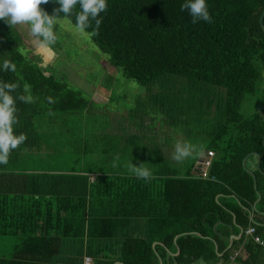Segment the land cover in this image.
<instances>
[{"label": "trees", "instance_id": "16d2710c", "mask_svg": "<svg viewBox=\"0 0 264 264\" xmlns=\"http://www.w3.org/2000/svg\"><path fill=\"white\" fill-rule=\"evenodd\" d=\"M184 2L107 0V11L98 17L99 28L90 19L91 26L84 31L92 44L108 56L113 68L141 86L157 84L164 76H175L218 89L221 94L213 115L215 125L203 153H214L207 178L197 177L200 163L184 173L162 167L147 180L138 176H106L103 182L79 195L95 198L96 207H100V202L104 204L101 213L94 211L97 217L87 214L86 221L84 217L69 219L63 215L71 204L65 199L67 195L58 203L54 218L43 215L37 219L42 215L36 212L40 207L35 200V195L41 194L39 188L32 189L27 182L25 189V176L15 175L23 186L8 189L0 175V218L13 210L21 211L15 214L21 216L27 210L31 219L25 220L33 221V227L37 222H49L56 229L68 220L77 221L83 228L87 224L88 233L92 229L99 233L87 234L92 264H159V259L162 264H227L241 245L246 258L238 264H259L257 257L264 248L247 237L245 231L254 227L256 235L264 240V119L257 111L245 116L241 109L247 96H256V86L264 72V30L259 22L264 0H207L213 20L210 24L199 20L193 24L187 9L180 10ZM39 7L73 26L81 11L77 4L70 14L59 13L54 0ZM18 31L0 21V68L4 61L16 65L14 72L0 70V84L18 85L10 93L16 101L17 122L13 130L15 135L26 137L10 152L8 163L0 164L3 174L12 171V164L20 160L23 150L39 144L38 119L56 113H78L87 107L80 92L40 66L35 58L29 56L36 63L28 60ZM261 94L264 96V92ZM27 96L32 98L31 103L19 99ZM205 107L210 110L212 105ZM26 178L32 185L38 179ZM258 195L260 199L251 214ZM81 204L86 205L85 201ZM106 210L109 213L105 214ZM46 233L42 232V236ZM14 234L21 236V241L36 236ZM59 235L64 240L84 237ZM239 235L240 239H233L229 248L230 237Z\"/></svg>", "mask_w": 264, "mask_h": 264}, {"label": "rangeland", "instance_id": "374dc122", "mask_svg": "<svg viewBox=\"0 0 264 264\" xmlns=\"http://www.w3.org/2000/svg\"><path fill=\"white\" fill-rule=\"evenodd\" d=\"M14 27L23 38L26 49L23 53L28 60L29 56L35 58L40 66L80 92L87 101L86 110L81 112L56 113L36 121L49 151V170L81 169L129 176L136 175L129 164L149 169L151 175L162 167L184 173L197 165L215 125L213 115L221 94L217 88L191 84L175 76H164L157 84L141 86L113 68L108 56L92 44L89 35L79 32L65 19H58L53 28L58 39L52 46L55 54L50 59L38 52V41L31 35L29 25ZM262 92L264 72L256 86V96L245 98L242 114L250 116L264 106ZM209 105L212 107L207 110L205 106ZM112 140L125 143V147L110 151L106 143ZM177 143H191L201 151L177 162L173 159ZM99 204L97 209L101 213L104 204ZM9 251L11 248L0 249L1 253ZM236 252L240 259L235 263L243 262L246 258L243 245Z\"/></svg>", "mask_w": 264, "mask_h": 264}, {"label": "crops", "instance_id": "0c3cea01", "mask_svg": "<svg viewBox=\"0 0 264 264\" xmlns=\"http://www.w3.org/2000/svg\"><path fill=\"white\" fill-rule=\"evenodd\" d=\"M36 132L39 137V144L34 148L23 150L20 160L12 164V171L5 174L0 173L7 188L16 190L22 188V181H17L18 178L15 177V175L25 176V189H27V182H29V187H32V189L39 188L41 194L35 195V200L40 203V207L36 212H40L42 215L37 217V219L41 218L43 215H51V217L54 218L57 215L58 203L64 200L63 196L65 195L68 196L65 199L70 201L71 204L68 208V213L63 215H68L69 219L84 217L86 221L88 220L87 214H89L90 218L97 217L98 214L94 213V211H98L97 208L99 207H96L93 198L91 196L89 197V195L85 196V198H80L79 195L84 191L88 192L91 186L98 184V182H103L106 176L112 174L106 173L105 175L104 173L98 172H85L81 169L49 170V151L45 145L44 134L37 128ZM106 147L112 151L117 147L124 148L125 143L112 140L106 143ZM203 157H205V154L197 161V164L201 162ZM34 176L38 179L34 181L32 185V182L27 181L26 177L31 179V177L33 178ZM129 176L137 175L130 174ZM14 184L16 185L13 187ZM82 201H85V207H83L84 204H81ZM255 203V206L253 205L250 210L251 214L255 211L254 209L258 202L256 201ZM28 204L30 205V203ZM16 212L22 213L21 211L13 210L9 213H5V218H0V234H3L0 235V249L11 248V251L7 253L0 252V264H84V258H90L88 251L90 242L87 234L92 232L95 234L97 231H93L92 229V232L88 233L87 224L83 228L77 221L68 220L63 227H57L56 229L54 226H51L49 222H47V224L37 222L33 227L35 224L33 221L25 220L31 219L27 214V210L24 211V215L21 216H15ZM44 231L47 232V236H42V232ZM14 233H29L36 236L30 238L25 237L24 240L21 241V236L15 235ZM54 233L84 235V237L83 240H64L60 238L59 234L54 236ZM96 234L99 233L97 232ZM240 237L239 235L234 239L239 240ZM91 243L94 244L95 240L93 239ZM235 260L233 262L229 261L227 264H237ZM257 262L259 264H264V252L257 257ZM211 264L224 263L216 261Z\"/></svg>", "mask_w": 264, "mask_h": 264}, {"label": "clouds", "instance_id": "9594fccd", "mask_svg": "<svg viewBox=\"0 0 264 264\" xmlns=\"http://www.w3.org/2000/svg\"><path fill=\"white\" fill-rule=\"evenodd\" d=\"M49 0H0V21L9 26L18 24H27L30 32L38 41V52L46 54L47 58L54 56L52 46L57 42V34H53V28L57 25L58 18H52L46 14L39 6L48 3ZM59 5L57 11L65 15L70 14L74 7L79 4L81 9L77 15L75 27L81 33L85 28L90 27L89 20H94L96 27L99 28L101 19H98L101 13L107 11V0H54ZM187 9L192 17V23L203 21L212 23V17L209 13L207 0H185L181 4L180 10ZM43 37L40 41L39 38ZM0 70L15 71L16 65L9 61H4ZM18 87L17 84H0V164L6 165L9 160V154L22 144L26 137L24 135H15L13 125L17 122L14 113L16 112L15 99L10 94ZM28 86L25 85L27 91ZM26 103H31L32 98L19 97ZM201 150L191 143H177L173 159L181 162L189 158L193 153H199ZM130 171L139 178L149 179L151 172L142 167H133L129 164Z\"/></svg>", "mask_w": 264, "mask_h": 264}, {"label": "built area", "instance_id": "2783aa9c", "mask_svg": "<svg viewBox=\"0 0 264 264\" xmlns=\"http://www.w3.org/2000/svg\"><path fill=\"white\" fill-rule=\"evenodd\" d=\"M213 157H214V153L211 151H208L205 158L201 160L200 162L201 172L197 175L198 178H202V179L207 178L208 169L211 165V161ZM245 235L250 237L255 244L264 248V240L261 239L258 235H256L255 229L253 227H249L245 231ZM237 257H239V252L233 253L229 257V261L233 262ZM84 264H92V260L89 257H86L84 258Z\"/></svg>", "mask_w": 264, "mask_h": 264}, {"label": "water", "instance_id": "95a60500", "mask_svg": "<svg viewBox=\"0 0 264 264\" xmlns=\"http://www.w3.org/2000/svg\"><path fill=\"white\" fill-rule=\"evenodd\" d=\"M263 17H264V12L261 14V17L259 18V22H260V24H261V26H262V28H263V30H264V25L262 24V20H263ZM263 110H264V106H261V107H259V109H258V112H259V114L263 117V119H264V112H263ZM263 146H264V137H263ZM246 159H247V157L243 160V162H242V166H243V168H245V161H246ZM259 162H260V157H258L257 158V165L259 166ZM250 174H251V176L254 178V175L251 173V172H249ZM254 181H255V178H254ZM259 199H260V196L258 195V198H257V202L259 201ZM256 204V203H255ZM255 206V205H254ZM255 210V209H254ZM241 234H242V231H241ZM240 234V235H241ZM235 237L234 236H231V239H230V245H229V248H230V246H231V244H232V240L234 239ZM154 245L155 244H153V247H154ZM178 253H179V251H178ZM177 253V254H178ZM115 264H121V263H119V262H116ZM159 264H162V262H161V260L159 259Z\"/></svg>", "mask_w": 264, "mask_h": 264}]
</instances>
